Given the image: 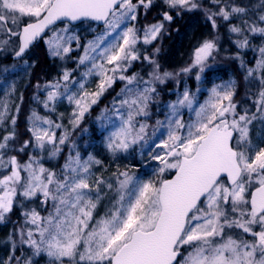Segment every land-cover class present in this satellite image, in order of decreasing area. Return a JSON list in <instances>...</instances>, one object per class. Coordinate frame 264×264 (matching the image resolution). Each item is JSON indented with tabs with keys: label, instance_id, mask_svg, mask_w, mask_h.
<instances>
[{
	"label": "snow or ice",
	"instance_id": "obj_1",
	"mask_svg": "<svg viewBox=\"0 0 264 264\" xmlns=\"http://www.w3.org/2000/svg\"><path fill=\"white\" fill-rule=\"evenodd\" d=\"M163 3L176 15L200 7L196 0ZM212 3L220 6L216 12H207L213 29L217 28L215 17L229 21L234 14L246 12L224 0ZM152 5L153 0H0V51L11 47L14 57L22 59L35 42L44 40L51 57L64 59L74 50L73 44L83 48L79 65L90 63L84 75H95L100 82L95 92L68 96L76 105L74 127L117 76L126 81L121 90L125 98L113 107L120 124L107 136V148L113 154L127 152L141 141L147 143L149 126L138 118L148 116L149 104L157 94L155 84L173 77V73L161 72L149 56L143 57L153 66L148 80L123 74L141 59L137 49L140 31L126 22L136 20L140 8L147 10ZM172 20L173 15L164 11L161 22L143 29V44L157 40L165 30L164 22ZM85 21L102 22L103 30L80 45L71 26ZM58 22L65 26L55 27ZM243 23L246 27L229 29L239 37L235 41L239 49L249 47V35L264 37V14ZM216 50L215 39L205 40L194 50L192 63L180 71L190 73L198 68L196 79L200 80L199 73ZM250 78L258 86L250 97L252 112L237 111L235 83L229 82L214 86L208 100L195 110L196 119L186 124L180 109L191 110L195 97L187 89L182 96L178 94L168 105L166 121H156L158 127L167 129V139L157 145L163 154L152 157L160 161V178L145 182L127 170L115 174V188L111 183L107 188L114 190L116 198L100 218L94 213L105 181L98 178L95 185L90 183V169L100 161L92 156L84 160L77 152L54 171L35 156L22 162L8 155L10 142L16 138V117L12 116L13 130L0 138V222L17 205L23 222L17 230L21 256H10L9 261L34 264L33 257L43 255L48 264H264V146L256 147L249 138L250 125L258 118L264 120V46L259 48L255 66L246 68L245 80ZM69 79L65 71L63 80ZM134 83L135 88L128 87ZM46 87L52 89L44 103L47 108L60 95V84ZM8 120L9 105L0 102V127ZM29 122L34 147L47 151L49 158L59 155L68 134L58 138L51 130L53 121L35 111ZM30 143L25 141L16 151L23 152ZM169 171L172 177L163 178ZM37 202L46 216L28 207Z\"/></svg>",
	"mask_w": 264,
	"mask_h": 264
},
{
	"label": "rangeland",
	"instance_id": "obj_2",
	"mask_svg": "<svg viewBox=\"0 0 264 264\" xmlns=\"http://www.w3.org/2000/svg\"><path fill=\"white\" fill-rule=\"evenodd\" d=\"M196 2L200 5L198 9L183 11L179 15H176L174 11L167 8L163 0H153V5L149 9L145 10L144 8H140L138 10L136 20L126 22L129 26H135L140 31L141 40L137 44V49L141 59L133 61L123 74L126 76L138 75L144 80H148V74L152 71L153 66L150 64L151 67H147L146 64H144V62L147 61L144 60L143 57L149 56V52H151V54L152 52H157L156 49H159L156 57L158 60L155 59L156 55L151 58L161 66H165L163 60L168 58L167 61L172 65L168 66L169 68L165 66L167 69H163L160 66V69L161 72L173 73V77L166 79L164 83L155 84L157 94L149 104L147 110L148 116L138 118L139 122L146 123L149 126V136L146 137L147 143L141 141L133 145L127 152H117L113 154L107 148V136L111 131L119 127L120 124V120L113 111V107L114 104L118 106L119 100L125 98V94H122L121 90L125 88L126 81L120 80L117 76L112 86L100 96L96 104L91 105L89 111L84 114V117L79 121L78 125L74 127L71 121L73 118L72 114L76 110V105L74 102L69 101L68 96L73 94L80 96L83 94V91L89 93L95 92L100 82L99 77L95 75H84L91 65L87 62L85 65H79V57L83 55V48H77L76 45L73 44L74 50L64 59H60L51 57L48 53L47 45L44 40H41V45L38 46L36 50L30 51L33 52L35 56L33 54H30V56L27 55L24 60L18 62L11 60L14 54L11 47L0 51V59L2 60L0 66V102H7L9 105V120L3 127H0V138L13 130L10 119L12 116L16 117V138L14 141L10 142L12 150L9 151L8 155H16L22 162L27 161L29 156H35L40 159V162L45 168L54 171H59L61 166L65 163V159L70 154L75 155L77 152L84 160L92 156L95 160L100 161L99 164H93L90 169L91 184L95 185L98 178L105 181V184H101L99 189L100 199L94 213L96 218L104 216L109 209L112 208L116 194L114 190H109L107 188V184L111 183L115 188V174L127 170L131 175L145 182L159 179V168L161 164L159 160H154L152 157L157 154H163L162 149L157 147V145L160 144L161 140L167 139V129L158 127L156 121H166L167 116L170 114L168 105L177 100L178 94L182 96L183 92L187 89L189 93L195 97L191 110L187 107L180 109L179 115L187 124L196 119L195 110L198 109L200 104L208 100L211 89L214 86H224L229 82H234L235 92L237 87H239V83L244 87L247 86L250 91H252L251 89L257 91L258 87L255 81H251V78L250 80H245L246 68L254 67L255 61L259 57V49H257L256 42L253 44L256 46L254 50L246 49L249 50V52H244L245 57H236L240 65L239 68L242 71L240 82L235 80L234 77H225L222 80H218L215 74L213 75L214 80L211 81L203 77L201 72L199 73L200 80L196 79L197 74L193 76L194 78L192 77V84H190V79L185 73H182L180 81H178L179 74H177L176 71L186 67L182 65V62L185 61L186 63L188 58V64L190 65L192 63L193 56L190 55H192V52H194L205 40L215 39L218 44L217 37L225 34L223 32L229 33L233 41L234 39H239V37L230 32L229 29L233 25L243 27L241 22L245 19L247 13L245 12V14L242 15L234 14L229 21H224L220 17H215L217 28L213 29L211 22L207 19V12L210 10L207 9L208 11H204L205 7H203V5L204 3H208V5L213 6V10L216 11L219 10L220 6L212 3V0H196ZM243 2L247 4V0H243ZM262 3L264 5V1H262ZM225 4L230 7H241L239 2H226ZM198 10L203 11L202 14L201 12L198 13ZM164 11H169L170 14L173 15V20L171 22H164L165 30L160 34L157 40L153 41L152 44H143V29L148 25L161 22ZM64 26L65 25H60L57 28H63ZM71 28L72 33L79 37L80 45H86L88 41L93 39L97 32L103 30V26L90 23H83ZM49 35H51V33H49ZM144 52L147 53L143 54ZM165 53H167V57L163 55ZM159 58L161 59L159 60ZM241 61H243L244 67H241ZM49 67L51 68L50 71ZM65 71L70 74L69 81L63 80V73ZM57 82L60 84V95L54 104L49 103V106L46 108L44 103L47 99L48 91L52 90L46 87V85L55 84ZM81 84L84 86L83 90L80 88ZM65 85H67L66 88ZM167 85L170 86L167 87ZM25 86L26 90L24 92ZM136 86L137 85L134 83L128 87L135 88ZM17 106L19 107V111H17ZM247 109L250 112L255 111L253 106H248ZM33 111L53 121V128L51 130L55 131L58 138L65 133L68 134V140L64 145L60 146L62 151L54 158H49L47 151L42 153L38 148L34 147L35 141L29 131L31 127L29 117ZM241 111L242 113L244 112L243 109ZM56 124L61 125V127L56 128L54 126ZM91 124L94 125V128L89 127ZM90 129L94 130V136L92 137L89 135ZM153 129H156L155 135L152 134ZM249 138L256 147L264 146V120L258 118L250 125ZM25 141L31 142L29 147L25 148L23 152L16 151ZM47 148L51 149V145H48ZM57 164L58 167H55ZM170 173L172 174L173 172H165L163 178ZM28 207H35L41 215H47V212L39 206L38 202L28 204ZM13 218L14 217H12V219ZM13 220V224L5 227L6 233L4 234L3 240L0 242V247L3 248L6 246L3 242L5 237H7L6 239L10 242L15 241V244L20 249L17 256H21V246L19 244L17 230L23 222V217L20 215ZM7 249L9 250L8 255L0 259V264H11L9 257L11 255L13 256V245L10 244ZM23 251L28 255L31 254L30 250L27 248H24ZM33 261L34 264H48V258L43 255L33 257ZM12 264H16V262Z\"/></svg>",
	"mask_w": 264,
	"mask_h": 264
},
{
	"label": "trees",
	"instance_id": "obj_3",
	"mask_svg": "<svg viewBox=\"0 0 264 264\" xmlns=\"http://www.w3.org/2000/svg\"><path fill=\"white\" fill-rule=\"evenodd\" d=\"M262 1L264 0H247V4H245L243 2V0H224V2L226 3H235V2H239V5L243 8H245L246 10V17L245 19H243V21L241 22V24L243 25V27H246V25H244V21L245 20H248V21H253V20H256L257 17L260 15V14H264V5L262 3ZM204 3V2H203ZM203 7H205L204 11H208L207 9H209L211 12H216V10H213V6H210L208 5V3H204ZM198 13L202 12L203 11H200L198 10L197 11ZM202 17V16H201ZM222 29H225L223 27H221ZM225 34H222L220 35V37H217V41H218V44H217V50L213 53V58H210L208 61H206V66L204 68V71L201 72V74H203V77H206L208 80H211L213 81L214 78H213V75L215 74V76H217L218 80H222L224 79L225 77L226 78H229V77H234L235 80L237 81H241V78H242V75H241V70H240V65H239V62L236 60V57H239V56H243L245 57V54L244 52H249V50H254V48L257 46V49H259L261 46L264 45V37H261L260 35H250L249 36V41H250V44H249V47L247 48H243V49H239L237 48L236 44H235V39L233 41V39H231V35H229V33L227 32H223ZM213 35V33H212ZM210 36V34H209ZM208 36V38H209ZM255 36V37H254ZM175 37V36H174ZM173 39V38H172ZM206 39V38H205ZM172 42V40H171ZM257 43L256 46H254L253 44L254 43ZM172 44V43H171ZM41 43H37L32 49L31 51L33 50H36V48L38 46H40ZM246 49H249V50H246ZM256 50V49H255ZM143 52V51H142ZM147 52H144L143 54H145ZM194 53V52H192ZM30 54H33V52H29L27 55L30 56ZM34 55V54H33ZM148 55L150 57H154L155 55V59L158 60L156 57H157V52H149ZM165 57H167V53L163 54ZM35 56V55H34ZM190 56H193L190 55ZM169 57V56H168ZM189 57V56H188ZM161 58H159L160 60ZM168 58L163 60V63L166 67L168 66H171L172 64L169 63L168 61ZM171 60V58H170ZM169 60V61H170ZM188 60L189 58L187 59L186 63L185 61L182 62V65H185L186 67L189 66L188 64ZM172 62V61H170ZM191 62V61H190ZM144 64H146L147 67H151V65L147 62H144ZM168 64V65H167ZM161 66V65H160ZM165 66H161L163 69H167ZM55 67V66H53ZM169 68V67H168ZM51 70V68L49 67V71ZM199 71L198 68H194L192 70V72L190 73H185L188 75V78L190 79V84H192L193 81H191L195 76V74H197ZM177 74H179L178 76V81H180V78H181V75H182V72L180 70H177L176 71ZM243 74V73H242ZM193 77V78H192ZM27 86V85H26ZM26 86H25V89H24V92L26 90ZM170 85H167V87H169ZM165 87V86H164ZM252 91H250L248 89V87H244L243 85H241L239 83V87H237V90L235 92V95H234V102L237 104V109L239 112L242 113V109L245 111V110H248L247 107L248 106H252V101L250 99V97L256 92L255 90L251 89ZM245 108V109H244ZM90 128H94V125L91 124L89 126ZM89 135L92 137L94 136V130L93 129H90V132H89ZM55 167H58V164L57 166ZM169 175H166L165 177L168 178ZM164 177V178H165ZM21 215V209H20V206L17 205L13 212L12 213H9L5 219V221L1 222L0 223V242L3 240V237H4V234L6 233V229L5 227L7 225H11L14 223V218L16 219L17 216H20ZM12 217H14L12 219ZM7 237H5V240H4V244L6 245L5 247H0V259L2 257H6V255H8V246L11 244L13 245V242H10L9 240L6 239ZM3 250H2V249ZM19 248L18 246L16 245V250H12L13 251V256H17V253L19 252ZM12 256V255H11ZM11 264L15 262V260H12L10 261Z\"/></svg>",
	"mask_w": 264,
	"mask_h": 264
},
{
	"label": "water",
	"instance_id": "obj_4",
	"mask_svg": "<svg viewBox=\"0 0 264 264\" xmlns=\"http://www.w3.org/2000/svg\"><path fill=\"white\" fill-rule=\"evenodd\" d=\"M90 22H92V23H94V24H98V25H103L102 22H95V21H90ZM80 23H82V22H75L72 26L78 25V24H80ZM59 24H61V23L58 22L57 25H59ZM57 25H56V26H57ZM38 41H39V40H38ZM38 41H37V42H38ZM35 43H36V42H35ZM35 43L33 44V46L35 45ZM33 46H31V47H33ZM31 47H30V48H31ZM29 50H30V49H29ZM29 50H28V51H29ZM28 51H27V52H28ZM13 59H14V60H17L18 58H15L14 55H13Z\"/></svg>",
	"mask_w": 264,
	"mask_h": 264
},
{
	"label": "flooded vegetation",
	"instance_id": "obj_5",
	"mask_svg": "<svg viewBox=\"0 0 264 264\" xmlns=\"http://www.w3.org/2000/svg\"><path fill=\"white\" fill-rule=\"evenodd\" d=\"M1 61H2V60L0 59V66H1Z\"/></svg>",
	"mask_w": 264,
	"mask_h": 264
}]
</instances>
